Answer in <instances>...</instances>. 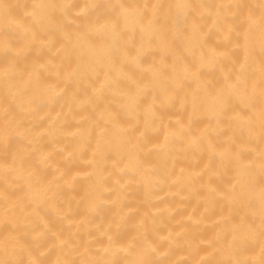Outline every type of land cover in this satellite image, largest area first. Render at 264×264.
<instances>
[{
    "label": "bare ground",
    "instance_id": "obj_1",
    "mask_svg": "<svg viewBox=\"0 0 264 264\" xmlns=\"http://www.w3.org/2000/svg\"><path fill=\"white\" fill-rule=\"evenodd\" d=\"M0 4V261L258 264L262 0Z\"/></svg>",
    "mask_w": 264,
    "mask_h": 264
},
{
    "label": "snow or ice",
    "instance_id": "obj_2",
    "mask_svg": "<svg viewBox=\"0 0 264 264\" xmlns=\"http://www.w3.org/2000/svg\"><path fill=\"white\" fill-rule=\"evenodd\" d=\"M57 7H59V6L56 4H36V5H33L34 11L31 15L33 16L34 21L40 22V17L38 16V14L35 10H37V9L49 10V13L51 14L52 12L55 11V9ZM64 7H66V6H64ZM121 7H123V6H121ZM163 7H164V5H161V4H156V5L152 6V8H153L152 17L148 19L147 25H146V27L148 29H153L154 26L159 23L160 17L158 15V10L162 9ZM176 7L191 9L192 5H190V4H179V5H176ZM0 8H3L5 10V15H7L8 5L0 4ZM261 9H262V11H261V18H260V27H261V39H262V52H264V0H262ZM142 19H143V17H142ZM105 29L110 30L116 37H119L121 35V33L117 32L116 22H113L110 25H106ZM195 29H196V26L193 25V30L195 31ZM250 32H251V27L249 28L248 32H245L243 34V41H244L245 49H247V43L250 39ZM157 38L163 39L164 33L153 31L152 39L155 40ZM4 47H5L6 52L10 51L8 41L4 42ZM247 60H248V55L246 54L245 63L241 65L240 74H238L232 82L226 83L225 90H227L229 93L239 92L241 90L247 92V89L250 86L249 85V79L244 74V70H245V67L247 64ZM111 62L113 64L115 63L114 60H112ZM149 71H150V76H149L150 81L162 79L167 75V73L165 72V70L163 68H161L157 71H152V70H149ZM260 73H261V79L259 81V87H260V105H259V108H260L262 137H264V59L261 60ZM108 75H109V73H105L106 77ZM3 78L5 80V83L7 84V81L9 79V73L7 70H5V72L3 74ZM8 86H9V88H11V85H8ZM251 87L254 90L256 85L252 84ZM252 108H255L254 103L252 104ZM260 160H261V183H260V189H259V209H260V211H259V216H260L259 229H260V236L262 237V239H264V151H262L260 154ZM238 185L240 186L241 193H243L244 187H243V185H241L240 181L237 180L236 183H233L231 185L230 189L225 191L224 195H225L226 199L234 198V195L237 192ZM248 204L250 207L253 206L255 204V199L249 198ZM252 228H254V224L249 225V230H252ZM130 247H131V245H130ZM0 264H11V262L0 261ZM19 264H23V262H19ZM32 264H38V262H32ZM85 264H100V262L99 261H88V262H85ZM133 264H155V262L145 260V261L133 262ZM204 264H256V262L228 259V260H220V261H205ZM258 264H264V243H262V246H261V258H260Z\"/></svg>",
    "mask_w": 264,
    "mask_h": 264
}]
</instances>
